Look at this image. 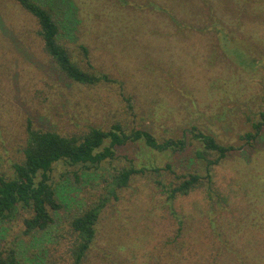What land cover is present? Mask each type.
I'll return each mask as SVG.
<instances>
[{
	"label": "rangeland",
	"instance_id": "374dc122",
	"mask_svg": "<svg viewBox=\"0 0 264 264\" xmlns=\"http://www.w3.org/2000/svg\"><path fill=\"white\" fill-rule=\"evenodd\" d=\"M56 1L63 42L76 55L85 46L94 70L110 83L66 80L32 35L33 20L13 1L0 0V170L8 175L19 162L26 119L76 135L118 123L158 140L179 139L197 127L238 150L215 168L214 181L229 197V214L235 212L231 230L247 234V200L255 215L264 207V140L254 150L242 147L264 115V0ZM114 153L97 169L55 165L50 178L61 208L53 224L25 235L28 215L17 210L0 221V251L13 247L20 264H68L71 220L103 204L98 252L88 264H165L164 245L176 224L152 172L166 164L189 172L194 162L141 143ZM131 167L145 172L113 190L109 179ZM173 204L188 217L206 209L199 191Z\"/></svg>",
	"mask_w": 264,
	"mask_h": 264
},
{
	"label": "trees",
	"instance_id": "16d2710c",
	"mask_svg": "<svg viewBox=\"0 0 264 264\" xmlns=\"http://www.w3.org/2000/svg\"><path fill=\"white\" fill-rule=\"evenodd\" d=\"M10 1L33 20L32 35L66 80L86 87L110 83L107 75L94 70L85 46L80 45L76 55L63 42L62 18L56 11L59 6L56 0ZM260 116L263 121L251 124V131L242 137V147L254 150L260 139L264 140L263 113ZM25 122V142L19 162L12 164L8 175L0 170V221L21 209L28 215L22 220L25 235L46 231L53 224V213L61 208L57 188L50 178L55 165L97 169L113 158L116 147L141 143L159 153H184L194 162L189 172L177 173L171 164L152 172L156 178L154 184L165 197L176 224L174 236L164 245L165 264H264V207L255 215L256 207L247 200V234L233 233L230 226L235 212L229 214V197L214 181L215 168L238 151L233 145L226 146L197 127L186 130L179 139L158 140L150 132L128 130L118 123L109 130L90 128L76 135L35 127L30 119ZM144 172V168H123L109 179V184L113 190L125 189L133 176ZM78 173H73V177L77 178ZM196 191L203 194L206 204L203 218L201 213L200 217H188L174 209L177 198ZM103 206L89 207L71 220L68 264H88L92 253L98 252L97 228ZM0 264H20L13 247L0 251Z\"/></svg>",
	"mask_w": 264,
	"mask_h": 264
}]
</instances>
